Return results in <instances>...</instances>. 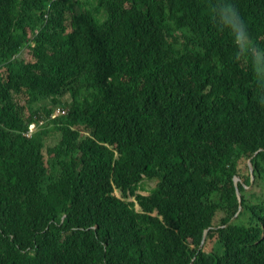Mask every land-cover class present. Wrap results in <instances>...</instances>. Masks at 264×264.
Wrapping results in <instances>:
<instances>
[{"label": "trees", "instance_id": "1", "mask_svg": "<svg viewBox=\"0 0 264 264\" xmlns=\"http://www.w3.org/2000/svg\"><path fill=\"white\" fill-rule=\"evenodd\" d=\"M0 264H264V0H0Z\"/></svg>", "mask_w": 264, "mask_h": 264}, {"label": "rangeland", "instance_id": "2", "mask_svg": "<svg viewBox=\"0 0 264 264\" xmlns=\"http://www.w3.org/2000/svg\"><path fill=\"white\" fill-rule=\"evenodd\" d=\"M66 101H69L68 98L65 99ZM65 101V102H66ZM56 111V110H55ZM57 112V111H56ZM157 182L156 181H147V180H143L140 184V191H138L139 194L141 195H148L149 192L156 186ZM258 192V190H257ZM115 195L117 197H121L119 192H115ZM130 201H134V198H129ZM138 209V208H137Z\"/></svg>", "mask_w": 264, "mask_h": 264}, {"label": "clouds", "instance_id": "3", "mask_svg": "<svg viewBox=\"0 0 264 264\" xmlns=\"http://www.w3.org/2000/svg\"><path fill=\"white\" fill-rule=\"evenodd\" d=\"M225 10L229 12V19L235 21V16H236L235 11L228 7H226ZM233 26L237 29V31H241L243 28V26L238 22H234ZM241 34H243L242 31H241ZM27 134H28V130H27ZM31 134H28V135L30 136Z\"/></svg>", "mask_w": 264, "mask_h": 264}, {"label": "built area", "instance_id": "4", "mask_svg": "<svg viewBox=\"0 0 264 264\" xmlns=\"http://www.w3.org/2000/svg\"><path fill=\"white\" fill-rule=\"evenodd\" d=\"M56 111L54 112V114L52 115V117L57 116V115L63 113L59 108L56 109ZM36 130H37V125L35 123H30V125L28 127V134H31V133L35 132Z\"/></svg>", "mask_w": 264, "mask_h": 264}, {"label": "water", "instance_id": "5", "mask_svg": "<svg viewBox=\"0 0 264 264\" xmlns=\"http://www.w3.org/2000/svg\"><path fill=\"white\" fill-rule=\"evenodd\" d=\"M250 175H252V170H250ZM240 181H239V179L238 178H236L235 179V186L237 185V183H239ZM253 186V178H252V176H251V183H250V188ZM239 194L237 193V198H238V200H239V204H240V199H239ZM136 208H138V206L136 207ZM235 220V217L230 221V223L229 224H231L233 221ZM204 241H205V236H204V238H203V241H202V243H204Z\"/></svg>", "mask_w": 264, "mask_h": 264}, {"label": "bare ground", "instance_id": "6", "mask_svg": "<svg viewBox=\"0 0 264 264\" xmlns=\"http://www.w3.org/2000/svg\"><path fill=\"white\" fill-rule=\"evenodd\" d=\"M41 126H42V124H41ZM41 126H40V127H41ZM37 127H38V126H37ZM239 208H240V206H239ZM238 212H239V211H238Z\"/></svg>", "mask_w": 264, "mask_h": 264}]
</instances>
